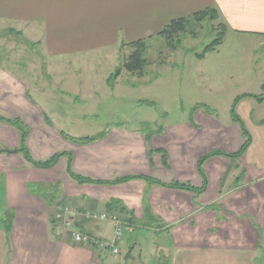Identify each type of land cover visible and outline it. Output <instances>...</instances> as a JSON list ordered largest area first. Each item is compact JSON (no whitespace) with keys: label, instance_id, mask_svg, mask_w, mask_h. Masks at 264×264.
I'll return each mask as SVG.
<instances>
[{"label":"crops","instance_id":"1","mask_svg":"<svg viewBox=\"0 0 264 264\" xmlns=\"http://www.w3.org/2000/svg\"><path fill=\"white\" fill-rule=\"evenodd\" d=\"M211 9L220 15L227 35L264 38V0H0V27L34 32L41 36L39 45L49 56H67L148 40L173 21ZM9 71L0 69V100L6 99L7 104L2 106L1 100L0 113L20 118L31 128L33 123L41 126L42 108L30 101L36 98L28 96L29 91L23 92L29 98L21 94V81ZM247 101H239L237 113L250 135V145L238 160L214 157L205 163L208 187L202 195L141 179L117 186L80 185L68 174V156L55 167L41 170L22 155L1 154L6 195L0 207V264H137V260L138 264H264V119L258 123L251 119ZM196 117L202 119L205 114L199 110ZM124 122L108 127L103 139L89 145L57 137L53 144H61L62 151L72 155L71 167L77 175L99 181L146 176L195 189L203 187L200 158L214 150L234 154L243 145L241 134L228 146L215 142L212 137L218 130L202 121L163 127L164 136L147 144L137 127ZM39 142L31 135L29 149L36 160H46L53 155L47 152L51 143ZM18 146L16 130L0 125V150ZM150 151L156 152L150 156ZM161 152L167 155L166 162ZM240 172L245 173V182L236 187ZM112 200L137 224L128 227L129 233L152 219L167 231L142 229V241L125 256L124 241L121 254L115 256L94 244H76L67 234H52L53 201L108 212ZM7 212L13 215L10 229L4 217ZM218 226H240L238 242L234 244L227 230ZM74 227L104 241H111L114 233L112 223L85 217H77Z\"/></svg>","mask_w":264,"mask_h":264},{"label":"rangeland","instance_id":"2","mask_svg":"<svg viewBox=\"0 0 264 264\" xmlns=\"http://www.w3.org/2000/svg\"><path fill=\"white\" fill-rule=\"evenodd\" d=\"M222 26L225 24L218 14L217 20L191 19L185 32L169 39L159 34L151 36L146 41L143 67L139 72L126 68L131 63L134 50L124 44L108 50L51 57L44 45H39L40 35L25 29L18 32L0 27V69L10 70L13 75L16 73L17 80L21 81V94L29 91L28 96L35 97V101L24 96L42 108L41 126L33 123L32 128L20 118L1 113L0 117L19 119L27 126L28 149L31 135L37 144L42 139L46 145L51 143L47 151L53 154L51 157L66 153L62 151L64 148L61 144H53L55 137L71 143L67 137L93 138L96 142L106 136L108 127L123 119L131 124L129 127L139 129L147 144L154 137L164 136V128H176L183 122L192 124V121H202L208 127L217 129L218 133L214 137L209 133L215 142L228 146L241 134L244 143L243 126L235 119L234 113L238 115V100L244 95H250L246 97V110L252 112L251 119L256 123L264 119V38L232 33L223 36ZM220 39L222 44L217 51L200 60L199 55L206 46ZM1 100L2 106L6 107V99ZM199 110L205 114L202 119L196 117ZM0 125L14 128L19 143L14 150L3 147L0 155L21 156L17 153L21 147L19 131L10 123L0 122ZM155 152L150 151V156ZM164 154L161 152L163 157ZM234 181L236 187L241 186L245 182V173L240 172ZM30 187L34 189L33 185ZM207 187L206 176V190ZM5 189V181L0 176V207L5 205ZM112 202L107 204L108 212H98L90 208L83 209L71 201L63 205L53 201L52 234H67L71 237L72 232H80L74 227L77 217H85L100 224L110 222L114 225L111 241L91 237L101 242H112L115 232L121 231L120 246L124 241L125 247H119V255L123 249L122 255L125 256L136 242L142 241V229L167 231L163 230L161 222L156 223L152 219L141 228H136V233H129L128 227L135 228L137 224L119 207L118 201ZM11 214L7 212L4 217L7 222L12 216L13 226ZM95 215H105L108 221H99L94 218ZM113 221L119 223L117 228ZM217 229L227 230L234 244L242 233L240 226H218ZM136 254L134 256L138 259V252Z\"/></svg>","mask_w":264,"mask_h":264},{"label":"trees","instance_id":"3","mask_svg":"<svg viewBox=\"0 0 264 264\" xmlns=\"http://www.w3.org/2000/svg\"><path fill=\"white\" fill-rule=\"evenodd\" d=\"M205 18L217 20L218 19V12L215 9H211V10H206V11L200 12L198 14H195V15L191 16L190 18H184V19H179V20L173 21L159 34V36H162L164 38L169 39V37H173L174 35H178V34L185 32L186 26L188 25V23L191 19H205ZM222 28H223V32H222L223 34L222 35L224 36L225 33H227V28H226V26H222ZM146 41L147 40H139V41H136V42H133V43L126 45L129 48H132L134 50V54L130 58L131 63H129L126 66L127 69H129L133 72H136V71L139 72L140 70H142L143 60H144L143 54H144V51L146 49ZM221 44H222V39L218 40L217 42H213L210 45L206 46L204 52L201 55H199V59L203 60L206 57V55L217 51V49L221 46ZM249 96L250 95H244L240 98V100H242L246 97H249ZM240 100H238V103ZM234 117L237 121H239L241 123V126H243V137L245 138L243 146L239 152L234 153V154H226L223 152H212V153L207 154L205 157L201 158L199 163H198V172L204 180V186H203V188H201L199 190L195 189L190 184H180V183L163 184L156 179L149 178L146 176H125V177L117 178L113 181H99V180H93V179H90V178H87V177H84L81 175H77L72 171V167H71L72 155L71 154L59 153V154L54 155L53 157H51L50 159H48L46 161H37L33 158L32 154L30 153V151L27 147V144H26L27 138H28L27 126L19 119L7 120L5 118L0 117V122L10 123L19 131L20 137H21V147L19 150H17V153H20L23 156V158L28 163H30L33 167H36L39 169H50V168L55 167L57 165V163L59 162V160L63 156H68V158H69L68 174L78 184L120 185V184L128 183L132 180L141 179V180H144L146 182H150V183L160 185L163 187L172 188V189H179V190H183V191L193 192V193H196L197 195H202L206 191V176H205V172H204V165L208 161V159H210L212 157H216V156H223V157H226L228 159L238 160L246 152L247 148L250 145V142H251L250 135H249V133L245 127L244 122L236 113H234ZM67 139H70L73 143H79V144H89V143H92L95 141V139H93V138L76 139V138L67 137ZM163 160H164V162H166V160H167L166 154H164ZM112 204H113V202L111 203V205ZM11 223H12V216L9 217V220L6 222V224L8 225L7 226L8 229L11 228Z\"/></svg>","mask_w":264,"mask_h":264},{"label":"built area","instance_id":"4","mask_svg":"<svg viewBox=\"0 0 264 264\" xmlns=\"http://www.w3.org/2000/svg\"><path fill=\"white\" fill-rule=\"evenodd\" d=\"M94 218L98 220L100 219L99 221L107 220L105 215H95ZM113 222L115 224V227L117 228L119 223L116 221ZM71 237L76 244H84V245L94 244L101 252L112 253L115 256L119 255L120 252L119 247H121L120 242L122 237L121 231L115 232L114 240L112 242H101L97 239L92 238L91 236L75 231L72 232Z\"/></svg>","mask_w":264,"mask_h":264}]
</instances>
